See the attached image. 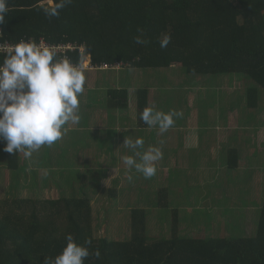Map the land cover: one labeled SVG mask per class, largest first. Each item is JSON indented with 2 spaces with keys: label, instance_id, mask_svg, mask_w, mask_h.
Returning <instances> with one entry per match:
<instances>
[{
  "label": "trees",
  "instance_id": "obj_1",
  "mask_svg": "<svg viewBox=\"0 0 264 264\" xmlns=\"http://www.w3.org/2000/svg\"><path fill=\"white\" fill-rule=\"evenodd\" d=\"M50 2L53 5L55 0H8L0 42L13 45L31 39L39 44H70L76 49L68 51V58L78 67L83 64L80 48H84L95 71L122 64L126 67L118 72L182 68L189 77L241 75L257 85L247 90V107L257 110L261 105L264 0H73L58 17L49 18L44 9L52 6ZM138 29L147 41L144 45L135 43L134 37L141 35ZM166 36L171 41L161 48L160 40ZM3 59L0 54V62ZM148 94L146 88L135 92L136 126L141 129L148 127L140 120V113L149 107ZM103 98L106 104L102 106L110 111L130 107L127 87L114 86ZM19 156L20 152H7L5 165L10 173H22ZM229 159L230 168L236 169L237 151L231 150ZM34 164L23 171L38 173ZM45 172L53 174L47 170L43 176ZM18 173L12 177L21 178ZM29 187L28 183L22 190ZM59 188L67 193L58 199L5 201L7 209L2 208L0 214V264H43L45 257L62 251L68 233L77 244L88 247L90 255L84 264H264V204L250 237H226L222 229L223 235L216 233L215 238H183L177 208L172 209L171 237L149 242L146 211L134 208L130 210V238L114 241L95 238L91 199L69 197L68 185ZM169 196L168 189H159L157 207L168 209Z\"/></svg>",
  "mask_w": 264,
  "mask_h": 264
},
{
  "label": "crops",
  "instance_id": "obj_2",
  "mask_svg": "<svg viewBox=\"0 0 264 264\" xmlns=\"http://www.w3.org/2000/svg\"><path fill=\"white\" fill-rule=\"evenodd\" d=\"M98 73H105V71L83 72L85 77L83 93H86L88 98H84L83 94L79 97V123L66 125L68 131L62 139L52 146H42L38 151L33 152L31 158H25L23 152H20L21 161L30 165L36 162L38 164L48 162L49 164L44 166L45 171L49 170L53 173L59 171L61 176L62 173L66 172V166L63 167L60 164H67L77 156L82 157L79 152L85 149L81 148L79 141H81L80 138H85L86 142L83 143V147L90 146L89 155H91L94 144H96L95 147L99 149H108L112 155V160L123 163L122 157L125 155L134 156V152L125 144L120 143L122 144L120 147L118 136H121L124 141L125 139L134 141L136 138H143L142 133L146 132L149 138H143L147 139L144 141L145 144L136 151H146L147 146L149 148L155 146L159 147L163 153V158L156 162V174L150 179L155 182L154 184L165 182L168 184V181L175 184L177 183L175 181L176 174L179 178L186 179L189 177L191 180H195L198 186L203 184L202 179L204 180L206 175L208 176L207 184H217L213 188L197 189L196 195L197 197L200 195V197L193 201L189 199L188 206L180 204L179 210L208 212V217L217 222V231L220 229L225 231L223 236H236L232 229L233 226L235 230L242 228L243 237L253 236L254 230H256L254 229L257 224L256 220L260 218L258 215L261 213L264 204V107L260 105L257 110H250L247 107L246 95L250 87L246 90H235L230 85H221V78L229 80L234 76H228V78L220 76L216 82H219L217 85V109L209 108L208 111L204 108L198 109L199 106L194 101L197 97L196 93L199 94V91H202L208 98L209 94L213 97L216 92L212 94L203 88L196 91L194 96L193 91L195 90L190 87L183 95L189 105H185V112L181 110L182 117L180 119L174 117V126L161 134L156 126H148L144 129L136 126L135 102H132L135 97L136 86L133 83L126 86L129 88L131 96L130 107L127 111H110L103 107L101 103L106 104V100L100 102L96 96L98 95L97 91L101 93V97L105 96L107 92H104L100 84L104 81L108 82L109 77L101 80L100 77H95ZM241 78L245 79L242 76ZM150 86L145 87L149 92V107L163 113L172 111L170 108L172 102L168 101V105L165 98L162 97L163 93H160L159 89L156 91L151 84ZM244 90L246 95L238 103L240 107H233L234 96L238 92L243 94ZM165 102L168 106L163 104ZM196 106L197 108H195ZM196 113L200 115L197 118L194 116ZM102 123L107 124L108 127H103V129ZM117 130L121 131L120 135ZM100 132H108L109 135L104 141L98 142L97 139H101L98 136ZM231 150L237 151L238 165L236 169H231L229 165ZM134 158L139 161L138 156H134ZM83 159L84 162L88 163V159ZM158 164L161 165L163 171L159 169ZM92 171L93 169L88 165V168L81 171L82 176L88 178L87 175H90ZM158 171L161 173L160 176H158ZM159 177L162 178L161 182ZM138 181L136 174L134 180L127 183L131 186V192H135L132 191L133 187L138 188ZM77 186L87 188L84 180ZM161 187L169 190L168 185ZM141 189L143 188L141 187ZM210 195L211 198L208 197ZM211 212L217 213L214 215L217 221ZM254 217L256 219H253ZM197 218L203 219V215L202 218L200 215ZM249 223L254 226L250 234L247 231ZM209 226L211 225L209 224ZM217 236H219V232H217Z\"/></svg>",
  "mask_w": 264,
  "mask_h": 264
},
{
  "label": "rangeland",
  "instance_id": "obj_3",
  "mask_svg": "<svg viewBox=\"0 0 264 264\" xmlns=\"http://www.w3.org/2000/svg\"><path fill=\"white\" fill-rule=\"evenodd\" d=\"M49 4L52 5V2ZM84 50V48L82 49ZM84 64H89V58L87 55H84ZM89 67V65H86ZM177 69V68H176ZM89 72L88 70L81 71ZM91 72V71H90ZM95 77H100L101 80H105V78L109 77V81H104L100 86L104 89V92H107L111 87L114 86H129L133 83L136 86V91L140 88H145L152 85L156 91L159 89L162 97L165 98L167 104H170V108L175 111L181 112L183 110L185 112V105H189L187 101L183 98V95L186 91L189 90L190 87H193L195 91H193L194 96L195 92L201 89H206L210 91V93L215 94L213 97L206 94H203L202 91L196 93V99L194 100L198 109H206L208 111L209 108L217 109V79L220 76L216 77H189L186 75L185 71L182 68H179L174 71L169 70H123L122 72L111 71L109 73H98ZM112 77V78H110ZM228 78V76H225ZM230 77V76H229ZM244 80L241 78V75H235L234 78L225 80L220 79L221 85H230L235 90L247 89L248 87H257L256 83H254L250 78L244 77ZM113 79V80H112ZM151 87V86H150ZM244 90L243 94L238 92L234 96V101H232L233 107H240L238 104L242 101L244 96L246 95V91ZM135 91V92H136ZM166 92V93H165ZM132 93L134 95V91L132 89ZM259 97L260 104L264 106V90L259 88ZM98 101H102L103 97L100 96L101 93L97 91ZM189 94V93H188ZM240 94V95H239ZM84 98H88L86 93H83ZM219 98L221 96H218ZM133 103L135 102V97L133 98ZM165 103V105H167ZM135 105V104H134ZM167 105V106H168ZM197 106L195 108H197ZM135 109V108H134ZM170 109V110H171ZM211 112V111H209ZM197 118V113L194 115ZM180 119V118H179ZM88 122V121H87ZM103 127H108L107 124L102 123ZM104 129V128H103ZM118 131V130H117ZM119 135L121 131L119 130ZM123 132V131H122ZM95 135L97 133H94ZM105 134V135H104ZM113 134V133H111ZM109 135L107 132H100L98 136L102 139H97L98 142L104 141V139ZM119 137V138H118ZM119 146L121 147L124 144V139L121 136H118ZM143 138H149V135L146 132L142 133ZM79 145H81L84 151H80L79 155L82 157H76L71 162L67 164H60L64 167L66 166V172L62 174V178H59L60 172L56 171L53 174L49 172H45L43 176V172L45 171L44 166H47L48 162H42L39 164H34V167L39 170L38 173L30 172L29 170H25L26 164L24 161H21L20 156V164H21V172L18 173L21 178L12 177L14 172H9L6 168V157L7 152L4 151L5 143L0 140V155L2 151V155L0 157V214L1 209L6 208L4 205L5 201H11L15 199V197H23L33 200L45 201V200H53L60 198L64 192L67 193V189L59 188L60 185L65 186L68 185L70 189V193L68 194L71 198H82V199H91L94 209L93 215V226H94V236L96 239L107 238L109 240L114 241H127L130 238V210L134 208L143 209L147 214V236L149 242H154L157 240L169 239L171 237V223H172V209H177L180 204H184L186 206L189 205V199L194 200L197 197V189L201 190L205 187H215L217 184H207L206 180L208 176H205V179H202L203 184L196 185L195 180H191V178H179V176L175 175V181L177 183H173L168 181V184L159 183L154 184L155 182L150 179H145L142 174L137 173L135 169L129 170L125 164L120 163L116 160H112V155H110V151L108 149H99L94 144V148L89 155L90 146L83 147V143L86 142L85 138H80ZM144 141L147 139H143ZM78 143V140H76ZM122 143V144H120ZM145 144V143H144ZM149 148V146H147ZM99 152V153H98ZM144 152V151H141ZM88 159V163L84 162V159ZM160 164V163H159ZM158 164L160 170L163 171L161 165ZM90 166L93 171L88 174V178L82 176V170L84 171L86 168ZM43 170V171H41ZM81 169V171H80ZM21 171V170H20ZM159 172V171H158ZM138 176V188L135 189L133 187L131 192V186L129 183L128 175L133 176V180L135 176ZM195 174V173H194ZM161 173L159 172L160 176ZM83 179H82V177ZM28 178V181H25V178ZM46 177V178H45ZM166 178V177H165ZM34 179V180H33ZM160 182L162 178H160ZM82 180L85 181L86 187L77 186L82 183ZM34 182V183H31ZM195 182V183H193ZM206 182V183H205ZM30 185L29 188H23L26 184ZM205 183V184H204ZM200 184V183H199ZM169 188V200L170 207L168 209H161L157 207V192L159 189H166L167 186ZM129 186V187H127ZM141 187L143 189H141ZM174 190V191H173ZM129 193L128 195L126 193ZM156 192V193H155ZM194 192V194H193ZM209 192V190H206ZM131 193V194H130ZM153 193V194H152ZM117 197V198H116ZM211 198L212 196H208ZM197 202V201H195ZM198 203V202H197ZM195 204V203H193ZM181 213V231L180 236L183 238H197V239H208L215 238L216 233L219 232V235H223V230L220 229L217 231V222H214L210 219L208 212L202 211H182ZM214 215L217 213L211 212ZM196 215V217H195ZM198 215L203 219L197 218ZM261 216V213L258 217ZM215 218V216H214ZM253 219H256L254 217ZM217 221V218H215ZM259 222V218L256 220ZM209 224L212 226H209ZM216 224V225H214ZM214 225V226H213ZM253 225V224H252ZM249 226L247 228L248 234L252 233V229L254 226ZM210 228V229H209ZM227 228V227H223ZM234 234L236 236L243 237L242 228L235 230ZM228 235V234H227ZM229 237V236H228ZM231 237V236H230Z\"/></svg>",
  "mask_w": 264,
  "mask_h": 264
},
{
  "label": "clouds",
  "instance_id": "obj_4",
  "mask_svg": "<svg viewBox=\"0 0 264 264\" xmlns=\"http://www.w3.org/2000/svg\"><path fill=\"white\" fill-rule=\"evenodd\" d=\"M73 0H55L51 7L44 9L49 18L58 17L60 10ZM8 0H0V24L8 11ZM141 35L134 37L135 43H147ZM171 37L160 40V47L166 48ZM4 59L0 62V140L6 142L4 151L23 152L31 158L33 152L42 146H52L67 133L68 124L80 121V99L83 94L85 77L67 57H59L52 46L42 45L34 40H21L16 44L0 48ZM182 112L163 113L146 107L140 113V120L147 126H156L161 134L174 126L175 118ZM163 143V141H161ZM124 144L139 157L125 155L123 163L129 170L135 169L145 179L156 174V162L163 158L159 147H150L138 152L144 145L143 138L134 141L125 139ZM129 182L133 176L128 175ZM66 244L55 257H45L43 264H84L89 249L77 244L71 233L65 235ZM86 244L90 241H86ZM95 255L100 256L96 251Z\"/></svg>",
  "mask_w": 264,
  "mask_h": 264
},
{
  "label": "built area",
  "instance_id": "obj_5",
  "mask_svg": "<svg viewBox=\"0 0 264 264\" xmlns=\"http://www.w3.org/2000/svg\"><path fill=\"white\" fill-rule=\"evenodd\" d=\"M40 44L42 45H49V46H52L54 48V50L57 52L58 56L60 57H69L68 56V51H73L76 49V47H73L72 45H51V44H48L46 43L45 41H42ZM7 46H10L8 43H1L0 42V48H6ZM83 48H80V52L82 54V57H84V50H82ZM88 58V57H87ZM86 65H89V67H87ZM84 64V61H83V64L81 67H78L80 71H84L85 69L88 70V71H95L96 69L91 66V62L89 60V64ZM122 67H126L125 65H120V64H116L114 66H102L100 68V70H103V71H120L122 70Z\"/></svg>",
  "mask_w": 264,
  "mask_h": 264
}]
</instances>
